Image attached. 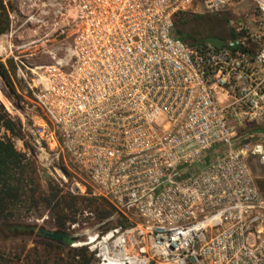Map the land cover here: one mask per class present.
Segmentation results:
<instances>
[{
    "label": "built area",
    "instance_id": "obj_1",
    "mask_svg": "<svg viewBox=\"0 0 264 264\" xmlns=\"http://www.w3.org/2000/svg\"><path fill=\"white\" fill-rule=\"evenodd\" d=\"M52 6L65 55L26 66L35 79L19 70L36 144L112 207L88 241L98 264H264V188L248 162L264 169V0ZM187 11L232 13L221 47L175 35Z\"/></svg>",
    "mask_w": 264,
    "mask_h": 264
},
{
    "label": "rangeland",
    "instance_id": "obj_2",
    "mask_svg": "<svg viewBox=\"0 0 264 264\" xmlns=\"http://www.w3.org/2000/svg\"><path fill=\"white\" fill-rule=\"evenodd\" d=\"M4 1L8 7L10 25L0 35V61L9 69L14 89L0 75V111L12 120L15 130L11 133L0 122V136L13 141L17 150L25 155L24 162L28 168L24 186L26 193L9 211L13 222L36 228L31 233H13L0 222V264H81L82 259L76 250L82 247H87L88 252L93 254L91 264H98L91 249L92 243L87 241L100 229L99 223L103 219H99L96 211L80 198L74 206L62 207L61 218L42 200L50 182L60 190V196L66 193L95 196L94 188L88 178L73 167L67 156L58 157L45 143L36 144L30 128L39 110L30 100L26 81L19 70L21 67L30 78L35 79L37 76L27 67L33 69L36 65L52 62L49 52L56 49L59 56H64L70 38L56 31L53 0H47L45 7L44 0ZM220 15L228 20L232 17L230 12ZM248 162L264 188L263 167L252 159ZM32 189H36L34 200ZM60 223H65V226L61 227ZM40 227L51 232L61 229L77 235V245H61L53 238L40 235Z\"/></svg>",
    "mask_w": 264,
    "mask_h": 264
},
{
    "label": "trees",
    "instance_id": "obj_3",
    "mask_svg": "<svg viewBox=\"0 0 264 264\" xmlns=\"http://www.w3.org/2000/svg\"><path fill=\"white\" fill-rule=\"evenodd\" d=\"M9 25L10 16L7 4L4 0H0V35L7 31ZM228 32V18L220 14L187 11L179 14L175 22V35L191 46L204 42L207 36L226 37ZM0 75L14 89L9 69L2 61H0ZM0 122H2L5 129L11 133L14 132V123L1 111ZM24 158L25 155L17 150L13 141L0 136V222L5 224L8 231L26 234L33 232L36 226L13 222L11 218L12 213L9 211L11 210V206L18 204L26 193L24 186L28 168L24 162ZM59 192L60 190L50 182L48 184V192L42 197V200L49 208L56 210L60 218L62 217V207L74 206L78 198L82 202L89 204L96 211L99 219H105L113 212L111 205L105 199L96 196H76L70 193L60 196ZM35 193L36 189H32L31 195L33 200L36 199ZM60 224L61 227L65 226V223ZM49 232L44 227L38 229V234L53 238L48 234ZM58 232L65 231L59 229ZM53 239L59 244H63L61 240ZM76 253L82 259L81 264L92 263L94 256L88 252L87 247L77 249Z\"/></svg>",
    "mask_w": 264,
    "mask_h": 264
},
{
    "label": "water",
    "instance_id": "obj_4",
    "mask_svg": "<svg viewBox=\"0 0 264 264\" xmlns=\"http://www.w3.org/2000/svg\"><path fill=\"white\" fill-rule=\"evenodd\" d=\"M205 40L212 42L218 47H221L224 42L223 38L219 36H213V35L207 36ZM48 234L57 240H61L64 244L69 245V246H74L78 242V236L72 233L58 232V231L51 232L50 231Z\"/></svg>",
    "mask_w": 264,
    "mask_h": 264
},
{
    "label": "crops",
    "instance_id": "obj_5",
    "mask_svg": "<svg viewBox=\"0 0 264 264\" xmlns=\"http://www.w3.org/2000/svg\"><path fill=\"white\" fill-rule=\"evenodd\" d=\"M260 131L264 132V125L260 128Z\"/></svg>",
    "mask_w": 264,
    "mask_h": 264
},
{
    "label": "bare ground",
    "instance_id": "obj_6",
    "mask_svg": "<svg viewBox=\"0 0 264 264\" xmlns=\"http://www.w3.org/2000/svg\"><path fill=\"white\" fill-rule=\"evenodd\" d=\"M0 90H1V89H0ZM3 95H4V94H3ZM89 240H90V239H89ZM89 240H88V241H89ZM88 241H87V243H88ZM75 245H77V244H75Z\"/></svg>",
    "mask_w": 264,
    "mask_h": 264
}]
</instances>
